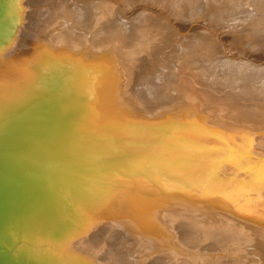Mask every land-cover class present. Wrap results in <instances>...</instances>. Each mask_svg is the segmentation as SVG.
Segmentation results:
<instances>
[{"label": "bare ground", "instance_id": "bare-ground-1", "mask_svg": "<svg viewBox=\"0 0 264 264\" xmlns=\"http://www.w3.org/2000/svg\"><path fill=\"white\" fill-rule=\"evenodd\" d=\"M77 1L47 4L49 12L30 40L33 46L11 72L0 75V105L25 104L1 127L0 147L8 145L3 141L13 130L11 121L35 103L21 131L36 132L63 117L62 150L99 159L126 148L129 139L150 141L153 151L143 153L140 162L154 172L166 170L170 176L161 183L215 190L247 220L234 217L215 194L207 204L158 197L145 183L123 177L120 169L94 183L101 202L84 219L96 228L85 239L73 240L72 234L69 242L58 240L57 249L66 252L47 253L42 264H217L221 255L227 264H264V0H243L230 20L222 18L239 6L231 0H198L196 12L190 6L176 11L192 0ZM0 3L2 53L14 47L10 35L22 13L16 10L19 0ZM111 3L116 6L106 5ZM134 3L143 9L133 10ZM158 5L182 17L172 35L163 29L161 43L153 41L150 32L155 30L140 27L150 16L157 19L152 25H165L163 14L143 15ZM198 13L201 20L189 26ZM123 19L132 24H122ZM246 20L256 34L222 30L213 36L212 28H195L209 24L217 31ZM182 31L187 34L174 36ZM173 36L179 44H173ZM169 44L173 52L162 56ZM228 55H239V60ZM158 57L162 60L152 63ZM176 136L182 139L162 141ZM20 157L25 156L16 160ZM5 162L16 161L9 154ZM74 241L81 244L73 247Z\"/></svg>", "mask_w": 264, "mask_h": 264}, {"label": "water", "instance_id": "water-1", "mask_svg": "<svg viewBox=\"0 0 264 264\" xmlns=\"http://www.w3.org/2000/svg\"><path fill=\"white\" fill-rule=\"evenodd\" d=\"M3 4L0 3V19L4 15ZM4 24V21L0 22V31ZM252 29L253 24L246 20L245 24H230L224 31L256 34L258 30ZM262 29L264 32V27ZM21 104L20 101L19 104L3 101V106L0 105V129L12 118V113L24 107L25 104ZM34 107L35 103L20 118L11 121L13 130L3 141L8 145L0 147V264H42L47 253L58 254V240L85 239L96 228V225H86L85 216L93 213L95 205L101 202L100 195L96 193L98 184L94 183L100 182L104 174L113 176L122 169L123 177L140 186L145 183L157 192L158 197L189 203L194 200H199L198 204L210 203L213 194L217 193L186 182L174 186L161 183L167 175L170 176L166 170L154 172L140 162L143 153L153 151L150 141L139 143L129 139L126 148L117 149L111 157L100 159L94 155H83L79 150L75 153L63 151L60 147L63 140L61 131L67 122L63 117L56 121L58 123L52 122V126L39 131H21L28 123L25 116ZM164 139L162 141L176 143L182 138ZM9 154L16 162L6 165L5 159ZM22 155L25 157L17 161L16 157ZM3 164L5 167H2ZM96 177L98 180H95ZM215 195L239 221L247 220L228 203L226 197ZM253 221L248 219V222Z\"/></svg>", "mask_w": 264, "mask_h": 264}, {"label": "rangeland", "instance_id": "rangeland-1", "mask_svg": "<svg viewBox=\"0 0 264 264\" xmlns=\"http://www.w3.org/2000/svg\"><path fill=\"white\" fill-rule=\"evenodd\" d=\"M26 1V2H25ZM40 1V2H39ZM53 0H19V7H17V9L16 10H19V12L20 13H22V14H19L18 16H17V22L15 23V30H14V34L13 35H11L10 36V38H11V42H12V44H14V47L13 48H11L10 50H7V51H3L2 53H0V75H3V74H5V73H9V72H11L12 71V69L13 68H11L12 66H13V64H14V62H18L19 60H21L20 58H22L21 56H23L22 54H26L25 52H26V50H27V48H29L30 46H33V44L34 43H32L33 41H32V37H34V35H36L35 34V32H36V30H37V28H38V25L39 24H41V20L42 19H44V15H46L47 16V12H49L48 10H47V8L49 7L48 5L49 4H51V2H52ZM89 1H91V0H79V1H77V3L76 4H78V5H81L82 3H86V2H89ZM108 1V0H107ZM193 2H194V0H192ZM189 2V4L188 3H185V4H182L181 6H179L178 8H176V11H179V12H181L182 11V9L183 10H186V9H188V7H189V9L190 10H192L193 12H196L195 10H198L197 8H196V6H197V4H198V0H195V2L193 3V2ZM228 1V0H227ZM226 0L224 1H221V2H223V3H229V2H227ZM249 1V0H248ZM251 1V0H250ZM259 1V0H258ZM45 2V3H44ZM170 3L169 1H166L165 3ZM230 2H232V3H234V4H236V5H239V6H236L235 7V9H232L231 11V13L229 14L230 16H227V17H224V18H222V19H225V18H228L229 20L231 19V18H236L237 16H236V14L238 13V9H240L242 6V4H244L243 3V0H231ZM257 2V1H256ZM22 3V4H21ZM25 3H27V5L25 4ZM24 4V5H23ZM48 4V5H47ZM136 3H134L133 4V6L135 5ZM138 4V3H137ZM137 4L135 5V8L133 9V10H136L137 9ZM195 6H194V5ZM258 4V3H257ZM39 5V6H38ZM46 5V6H45ZM107 6H109V7H113V6H116V4L114 5L113 3H111V4H106ZM161 5V4H160ZM184 5H187V6H184ZM40 6H42L41 8H40ZM43 6H45L44 7V11L42 10L43 9ZM102 6H105V4H102L101 5V7ZM250 6H252L251 4H250ZM255 6H256V3H255ZM30 7V8H29ZM39 9H38V8ZM140 7V6H139ZM138 7V9H143L142 7H140L139 8ZM187 7V8H186ZM45 8H46V11H45ZM150 8H152V13H150L149 12V14L147 13L148 11H146L145 12V14H143L144 15V17L145 16H149V15H154V13L156 12V14L155 15H162L163 14V18H165V16L166 17H168L167 18V21L165 22V25H162V26H164L163 28H161L162 26H160V25H158L159 26V28L157 27V26H154V25H152L151 24V22L153 23H155V21L157 20V19H155V16L154 17H152V16H150V21L148 22V23H144V25L143 24H141L142 26H140V27H142V29L143 30H145L146 28H148V29H152V30H155V31H152V32H154V33H152V32H150L151 33V36H152V38H153V41H156L157 43H161V39L166 35V33H164L165 32V30H163V29H166V27H167V29H166V32L168 31V34H167V36L168 35H172L173 33L172 32H174L175 30H173L175 27H173L172 28V26H174V25H176L177 26V24H178V22H181L182 20V17H180L179 16V14H178V12H176L175 11V9H174V11L175 12H173V11H171L170 9H168V7L166 6L165 8L163 7V5L162 6H156V7H154V6H150ZM167 8V9H166ZM193 8V9H192ZM194 8H196V9H194ZM24 9V10H23ZM35 11H34V10ZM137 9V10H138ZM230 9V8H229ZM36 10H40V11H37L36 12ZM42 10V11H41ZM144 10H147V9H144ZM160 10V11H159ZM189 10V11H190ZM162 11H163V13H162ZM171 11V12H170ZM190 12L189 14H186V15H189L190 16V14L191 13H193V12ZM235 11H237V12H235ZM42 12V13H41ZM45 12V13H44ZM214 12V11H213ZM213 12H211V14L213 15L214 13ZM25 13V14H24ZM37 13V14H36ZM39 13V14H38ZM133 13V11H131V14ZM148 15H147V14ZM176 13V14H175ZM207 13V12H206ZM233 13H236V14H234L233 16L231 15V14H233ZM34 14H36V15H34ZM41 14V15H40ZM165 14V15H164ZM203 15H205V11L202 13ZM201 14V15H202ZM209 13H207L206 15H208ZM211 14H209L208 16H210ZM32 15V16H31ZM38 15V16H37ZM48 15H49V13H48ZM126 15H130V14H127L126 13ZM143 15H141V16H143ZM196 16H194L193 17V21L190 23V25L189 26H191L192 24H194L195 23V21H200L201 20V18L202 17H200L201 15L198 13V14H195ZM205 15V16H206ZM40 16V17H39ZM176 16V17H175ZM178 16V17H177ZM23 17H24V19H23ZM30 17V18H29ZM35 17V18H34ZM152 17V18H151ZM211 17H213V16H211ZM216 17H218V18H220L219 16H216ZM27 20H26V19ZM39 18H40V22H39ZM115 18V17H114ZM160 18V17H159ZM158 18V19H159ZM178 18V19H177ZM22 19V20H21ZM117 19V18H116ZM151 19H152V21H151ZM166 19V18H165ZM180 19V20H179ZM221 19V18H220ZM256 19H258V18H256ZM31 20H32V22H31ZM34 20V21H33ZM112 20H113V18H112ZM119 20V19H118ZM178 21V22H177ZM23 22V23H22ZM130 21L128 20V19H123L122 21H121V23L122 24H132V23H129ZM150 23V24H149ZM177 23V24H176ZM229 23V22H228ZM145 24L146 25H148V26H150V27H147V26H145ZM198 24V23H197ZM197 24H196V26H195V28H198V27H201V29L202 30H204V31H207L208 29H211L212 31H210V35L211 34H213V36L214 35H217L219 32L218 31H222V30H225V28L224 29H217V31H216V29H213V26H211V25H209V24H207V25H198L197 26ZM170 25H171V27H170ZM22 27L23 28H25V29H22ZM144 27H145V29H144ZM153 27V28H152ZM155 27V28H154ZM170 27V28H169ZM34 28V29H33ZM18 29H20L19 31H18ZM162 31L163 33H162V36L160 35L161 34V32L159 31ZM34 30V31H33ZM159 31V36H157L158 34L156 33L157 31ZM26 31V32H25ZM31 31H33V32H31ZM172 31V32H171ZM209 31V30H208ZM25 32V33H24ZM28 32V33H27ZM213 32V33H212ZM149 33V34H150ZM186 32H177L176 33V35H174V36H179V37H182L183 35H186L185 34ZM207 33V32H206ZM15 34H17V36L15 35ZM25 34V35H24ZM154 34H155V36H154ZM208 34H209V32H208ZM15 36H16V39H15ZM31 36V37H30ZM154 36V37H153ZM173 36V39H172V42H173V44H179V40H177V39H175V37ZM213 36H211V37H213ZM156 37V38H155ZM160 38V40L158 39V38ZM32 38V39H31ZM29 39V40H28ZM156 39H158V41L156 40ZM165 39H166V37H165ZM14 40H15V42H14ZM25 40V41H24ZM30 40L32 41V42H30ZM19 41V42H18ZM208 41H210V40H208ZM14 42V43H13ZM26 42V43H25ZM155 42V43H156ZM163 42H164V39H163ZM19 43V44H18ZM31 43V44H30ZM8 44V43H7ZM18 44V45H17ZM30 44V45H29ZM17 47V48H16ZM217 47V46H216ZM164 50L161 52V54H162V56H165V55H167V54H170V53H172L173 52V49H172V45L171 44H169V45H167L166 47H164L163 48ZM218 49H220V48H218ZM5 50H6V48H5ZM172 50V51H171ZM197 50V49H196ZM198 50H199V48H198ZM197 50V51H198ZM18 51V52H17ZM22 51H24V52H22ZM17 52V53H16ZM9 53V54H8ZM21 53V54H20ZM120 53V52H119ZM15 54V55H14ZM14 55V56H13ZM17 55V56H16ZM21 55V56H20ZM105 55L107 56L108 55V53H105ZM11 56V57H10ZM4 57V58H3ZM229 59H231V60H236V61H238L239 60V55H228L227 56ZM15 58V59H14ZM17 58V59H16ZM204 59V58H203ZM18 60V61H17ZM162 59H161V57H158L157 59H155L152 63H157V62H160ZM5 61V62H4ZM125 61H128V59H125ZM157 61V62H156ZM249 61V60H248ZM164 62V61H163ZM168 62V61H167ZM166 62V63H167ZM250 62V61H249ZM1 63H3L2 65H1ZM10 63V64H9ZM165 63V62H164ZM252 65H256V63L254 62H250ZM8 64V65H7ZM191 66H193L194 67V65H191ZM3 67V68H2ZM137 68L139 69L140 68V66L139 65H137ZM138 69H136L137 71H138ZM220 69H222V68H220ZM8 70V71H7ZM135 70V71H136ZM115 72H118V74L119 73H122L121 72V69L119 70V69H116L115 70ZM139 72H140V70H139ZM214 72V71H213ZM201 73V72H200ZM145 75V74H144ZM242 75V74H241ZM241 75H238V76H241ZM237 77V76H236ZM235 77V78H236ZM235 78H233V79H235ZM249 83V82H248ZM248 83H247V85H248ZM206 88V87H205ZM205 88H203V89H205ZM206 90H207V88H206ZM217 94V93H216ZM217 95H222V94H217ZM243 103H245V102H243ZM78 242V243H77ZM74 241V245L72 244L71 246H75L76 244H77V246H79V244H81L79 241ZM218 244H220V243H218ZM222 247V246H221ZM70 248H72V247H70ZM224 249V247L223 248H221V250H223ZM56 252L57 253H60V254H62V253H65L66 251H64V249L63 250H61V249H59V250H56ZM224 255H221L220 257H219V260H218V262H217V264H227V263H225V261L223 260L224 259ZM226 258V257H225ZM170 264V263H169Z\"/></svg>", "mask_w": 264, "mask_h": 264}]
</instances>
